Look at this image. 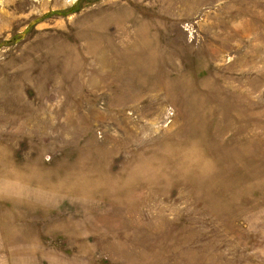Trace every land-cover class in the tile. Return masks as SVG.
Masks as SVG:
<instances>
[{
    "label": "rangeland",
    "instance_id": "rangeland-1",
    "mask_svg": "<svg viewBox=\"0 0 264 264\" xmlns=\"http://www.w3.org/2000/svg\"><path fill=\"white\" fill-rule=\"evenodd\" d=\"M0 264H264V0H0Z\"/></svg>",
    "mask_w": 264,
    "mask_h": 264
},
{
    "label": "clouds",
    "instance_id": "clouds-1",
    "mask_svg": "<svg viewBox=\"0 0 264 264\" xmlns=\"http://www.w3.org/2000/svg\"><path fill=\"white\" fill-rule=\"evenodd\" d=\"M5 163H6V161H5Z\"/></svg>",
    "mask_w": 264,
    "mask_h": 264
}]
</instances>
